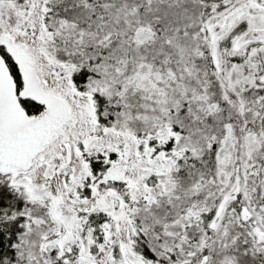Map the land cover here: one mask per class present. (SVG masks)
<instances>
[{"label": "snow or ice", "instance_id": "snow-or-ice-1", "mask_svg": "<svg viewBox=\"0 0 264 264\" xmlns=\"http://www.w3.org/2000/svg\"><path fill=\"white\" fill-rule=\"evenodd\" d=\"M0 264H264V0H0Z\"/></svg>", "mask_w": 264, "mask_h": 264}]
</instances>
